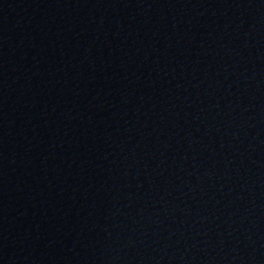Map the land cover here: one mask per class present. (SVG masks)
<instances>
[{"label": "water", "instance_id": "1", "mask_svg": "<svg viewBox=\"0 0 264 264\" xmlns=\"http://www.w3.org/2000/svg\"><path fill=\"white\" fill-rule=\"evenodd\" d=\"M70 264H264V0H62Z\"/></svg>", "mask_w": 264, "mask_h": 264}]
</instances>
